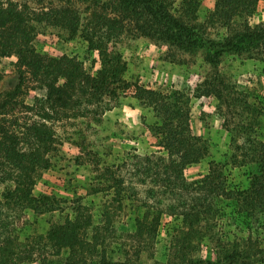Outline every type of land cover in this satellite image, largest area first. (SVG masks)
Here are the masks:
<instances>
[{
    "label": "trees",
    "instance_id": "obj_1",
    "mask_svg": "<svg viewBox=\"0 0 264 264\" xmlns=\"http://www.w3.org/2000/svg\"><path fill=\"white\" fill-rule=\"evenodd\" d=\"M261 2L264 0H215L211 11L199 22L200 0H80L86 3L82 12L67 0L40 11L18 1H0V60L15 58L14 85L0 103V115L20 105L37 116L26 127L23 148L20 138L0 128V186L6 189L4 198L9 205L20 211L46 207L48 198L35 197L33 190L37 179L51 167L52 156L58 150L55 125L103 114L123 95L130 94L154 112L158 122L152 126V133L166 154L162 168L166 176L182 180L188 165L208 156L207 143L191 129L189 97L185 92H164L125 78L127 63L121 49L127 39L142 37L164 48L165 58L171 62L202 56L209 74L197 91L218 102L222 127L230 136L229 160L232 164L255 166L248 187L235 189L227 185L221 165L210 161L208 173L193 183V189L206 191L211 197V211L196 208L198 199L196 206L186 208L182 214L184 227H189L186 235L197 232L194 224L210 214L211 235H216L212 223L217 217V198L232 201L235 210L246 217L256 219L264 214V97L256 98L238 90L220 69L228 54L264 61V23H251V15ZM40 22L59 26L71 37H82L88 48L97 53L96 72L89 73L75 56L40 54L33 45L34 24ZM38 90L44 92L43 97L37 96ZM26 99L32 104H24ZM145 160L148 166H144L149 170L151 160ZM89 225L90 218L78 210L73 221L54 225L39 242L32 243L29 257L22 261L36 253L40 255L43 247H50L57 258L43 259L39 264H129L111 262L104 255L88 260L85 256L89 242L84 236ZM105 238L102 232L94 230L90 236L95 240L92 247ZM183 246L165 264L264 263V247L250 237L243 243L220 247L211 260L187 257L183 252L190 247L188 239ZM9 249L7 244L2 250L0 264H4Z\"/></svg>",
    "mask_w": 264,
    "mask_h": 264
},
{
    "label": "rangeland",
    "instance_id": "obj_2",
    "mask_svg": "<svg viewBox=\"0 0 264 264\" xmlns=\"http://www.w3.org/2000/svg\"><path fill=\"white\" fill-rule=\"evenodd\" d=\"M14 1L40 11L63 0ZM67 1L74 2L81 12L86 8V3L80 0ZM214 1L200 0L199 22L211 11ZM251 23H264V2L253 11ZM34 25L33 45L40 54L75 56L89 73L96 72L97 53L88 48L82 37H71L65 29L48 23ZM121 51L127 63L125 78L128 81L164 92L178 90L187 94L191 129L207 143L208 156L188 165L182 180L166 176L162 170L166 154L152 133V126L158 120L150 108L130 94L119 97L103 114L57 123L54 135L58 150L52 156L51 167L37 179L33 190L35 197L48 198L46 207L16 210L4 198L7 192L0 186V255L7 244L10 245L4 264L55 260V250L50 247H43L40 255L36 253L30 261H22V258L29 257L31 244L39 242L51 227L73 221L78 210L92 221L84 236L89 242L85 256L88 260H98L104 255L111 262L165 264L177 248H185L186 239L190 247L183 253L202 260L214 259L220 247L243 243L248 237L264 247V214L256 219L246 217L235 210L232 201L218 198L214 200L217 217L212 223L216 235H211V214L194 224L197 232L186 235L189 227L185 228L182 222L186 208L199 202L196 208L211 211V197L206 191L193 189V183L208 173L210 161L221 165L230 188H247L255 172L254 165L231 163L230 136L222 127L218 102L213 96L200 95L197 91L209 74L202 56L171 62L165 58L164 48L142 37L127 39ZM14 62V57L0 60V103L13 88ZM220 69L238 90L256 98L264 97V61L228 54ZM36 94L44 96L40 90ZM23 102L32 104L28 99ZM0 118V128L20 138V147H25L26 127L37 118L34 111L19 105ZM147 157L151 160L149 170ZM108 169L111 172L107 173ZM108 209L111 217L107 216ZM94 230L102 232L106 238L93 248L95 240L90 236Z\"/></svg>",
    "mask_w": 264,
    "mask_h": 264
}]
</instances>
